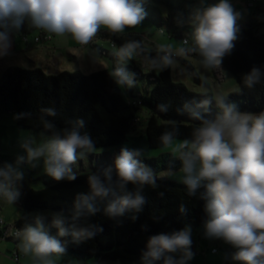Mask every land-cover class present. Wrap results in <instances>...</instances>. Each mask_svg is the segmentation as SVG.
Masks as SVG:
<instances>
[{
	"label": "clouds",
	"instance_id": "obj_1",
	"mask_svg": "<svg viewBox=\"0 0 264 264\" xmlns=\"http://www.w3.org/2000/svg\"><path fill=\"white\" fill-rule=\"evenodd\" d=\"M144 3L145 0H0V57L8 55L11 48L10 32L19 30L25 22L58 36L70 35L77 43L88 45L101 28L116 34L141 25L147 16ZM239 18L231 0H200L187 19L192 28L190 40L184 39L187 46L179 47L175 55L194 54L200 57L204 69L220 68L239 39ZM147 52L139 40L119 46L114 52L117 65L110 73L113 82L128 89L136 86V73L127 67L136 56H143L151 70L164 71L175 62L169 46H161L155 56ZM262 76L264 72L253 67L244 75V86L253 88ZM213 102L220 111L209 118L205 112ZM157 109L166 113L168 106L159 104ZM177 111L198 122L191 138L179 143L175 150L179 155L175 158L181 162V182L187 194H199L204 201L203 238L231 246L234 251L227 258L233 264H264V111L241 112L222 96L186 102ZM41 112L48 138L39 144L26 138L20 144L23 154L16 155L12 162H0V198L9 204L19 200V189L26 179L25 165L36 168L42 162L47 176L57 182H72L77 179L73 166L96 151L91 135L81 131L85 128L83 118L56 132L55 125L47 119L55 117L56 110L45 107ZM28 116L30 113H19L13 118ZM170 123L171 130L160 137L165 146L172 145L179 134L177 123ZM140 156V149L124 146L112 165L92 172L87 177L89 190L77 194L71 215L57 213L51 219L49 227L56 230L55 234L46 228L43 217L17 229L20 252L32 256L36 264H55L53 256L66 254L69 243L94 239L103 227L79 222L101 211L98 200L107 201L102 211L110 219L140 213L146 203L144 187L155 186L158 179ZM167 173L171 176L174 171L169 168ZM129 185L134 189L130 190ZM179 211L184 214L187 209L181 204ZM136 214L130 218L136 220ZM192 243L190 225L171 233L151 235L140 264H189L195 255Z\"/></svg>",
	"mask_w": 264,
	"mask_h": 264
},
{
	"label": "trees",
	"instance_id": "obj_2",
	"mask_svg": "<svg viewBox=\"0 0 264 264\" xmlns=\"http://www.w3.org/2000/svg\"><path fill=\"white\" fill-rule=\"evenodd\" d=\"M252 14L248 21L239 25V39L232 53L225 57L220 68H217L229 72L238 81V90L230 92L225 98L237 105L241 112L264 111V76L251 89L243 83L244 75L253 67H258L264 72V2L254 6ZM29 31L25 22L19 30L10 33H19L25 37ZM39 35H48L50 40L55 34L41 29ZM184 39L187 38L183 36L182 40ZM99 40L108 42L113 51L101 48L97 42ZM129 40L141 41L148 50L147 54L152 56H155L159 49L155 45H146L144 33L132 31L113 34L105 28H101L93 41L84 46L101 56L110 52L114 69L117 65L114 52ZM176 57L174 54V58ZM127 67L129 71L136 73V79L144 78L148 81L142 93H134L133 89L116 85L107 69L89 73L68 70L46 73L40 67H6L0 72V114L30 113L25 119H15L16 124L45 131L41 109L53 107L57 115L47 117L55 125L53 131L61 132L71 126L70 122L83 118L85 128L81 131H87L91 135L97 148L121 145L129 133L137 131L138 123L142 119V135L149 149L164 146L160 137L164 132L171 130L172 121L179 127L176 139H190L198 122L190 120L186 114H179L177 109L182 108L186 102L199 101L206 96L213 98L212 94L196 92L183 83L173 81L171 67L164 71L151 70L143 56L134 57ZM212 70L216 75H220L216 68ZM159 104H166L168 111L160 112L157 109ZM219 111L213 102L205 115L213 118ZM139 112H144L145 117L139 115ZM177 156L161 153L155 157H140L158 176L155 186L146 185L143 189L146 203L142 211L110 219L102 211L107 201L98 200L97 206L101 211L94 216L82 218L79 223H94L102 226L103 232L87 242L69 243L67 252L81 257L92 256L110 263L120 260L122 264H129L140 262L141 253L146 250V242L151 235L171 233L185 225H190L194 231L202 229L206 214L204 201L199 199V194L195 197L189 196L182 182L161 174L169 168L175 170L181 167V162L175 158ZM97 170L80 171L76 173L75 181H55L41 188H33L24 181L20 186L21 195L17 201L20 213L11 225H6L5 222L2 224L0 238L12 240L15 244L13 253L19 255L22 253L18 248L19 241L16 236L6 234L9 229H22L25 225L34 223L37 217H43L46 228L51 234H55L56 230L49 227L51 219L57 213L71 215L77 194L88 192L87 177ZM128 187L130 190L134 189L133 185ZM181 204L187 209L184 214L179 211ZM135 214L138 218L132 220L130 217Z\"/></svg>",
	"mask_w": 264,
	"mask_h": 264
},
{
	"label": "rangeland",
	"instance_id": "obj_3",
	"mask_svg": "<svg viewBox=\"0 0 264 264\" xmlns=\"http://www.w3.org/2000/svg\"><path fill=\"white\" fill-rule=\"evenodd\" d=\"M218 0H207V3H215ZM264 2V0H231L234 9L240 13L238 25H241L253 15L254 6ZM200 0H145L144 7L147 16L141 25L133 28H126L124 32L136 31L144 33L146 36V45L148 46H169L173 53L179 47L187 46L183 44L182 37L185 36L190 40L192 32L191 26L187 23L192 10L197 7ZM185 21L179 24L178 21ZM27 23V22H26ZM26 33L25 40L19 33L14 34V42L18 51L27 52L28 50L45 52V59L36 62L33 66L28 60H35L24 53L23 58L13 61L15 66L22 65L25 68L40 67L46 73H55L59 70L77 71L89 73L99 69L113 71V57L111 53L105 52L104 56L94 54L88 46H81L70 35L58 36L45 40L36 41L39 35L38 28L30 27ZM164 30L161 32L160 29ZM175 33V34H174ZM171 34V36H170ZM42 37V36H41ZM101 48L107 51H113V48L104 40L97 41ZM71 46V47H70ZM174 58L175 62L171 66V78L173 81L185 84L189 89L196 92H210L214 97L227 96L230 92L237 91L238 85L235 77L229 72L216 70L219 76L212 69H204L200 64V57L197 55L178 56ZM23 61V62H22ZM117 63V61H116ZM48 64V65H47ZM47 65V66H46ZM148 81L144 78L136 79V86L132 88L134 93H142L144 86ZM259 113V112H248ZM143 118L144 112H139ZM14 114H0V162H12L16 155L23 154L20 148L21 142L31 137L35 144L42 143L48 138V133L43 130H33L27 127L18 126L13 118ZM144 120L138 123V131L131 132L127 135L126 141L119 146L96 147V151L84 158L78 160L73 166L74 171L80 172L92 169H101L104 166L113 164L115 156L119 153L121 147L127 146L130 149H140V157H155L161 153H172L179 155L176 148L182 139H176L172 145L162 146L157 149H149L145 139L141 136L143 133ZM105 168V167H104ZM26 179L25 182L33 188H41L45 184L53 183L51 177L47 176L43 170V164L36 168L25 165ZM173 175L169 176L167 171L161 174L171 180L181 182L183 173L179 169L173 170ZM19 214V205L9 204L3 198H0V219H4L8 225L12 224L15 216ZM45 226L47 227L46 221ZM2 224H0V228ZM192 239L195 240L196 251L194 258L189 264H220L227 256L231 246L221 240H209L202 236V229L194 231L192 229ZM217 248L218 251L213 253L211 249ZM15 244L12 240L0 238V264H36L32 256H26L20 253L18 259L12 255ZM55 264H122L119 260L116 263H110L99 260L92 256H78L68 253L62 256H53ZM233 263V262H232ZM123 264H128L123 263ZM129 264H140L139 261L130 262Z\"/></svg>",
	"mask_w": 264,
	"mask_h": 264
},
{
	"label": "crops",
	"instance_id": "obj_4",
	"mask_svg": "<svg viewBox=\"0 0 264 264\" xmlns=\"http://www.w3.org/2000/svg\"><path fill=\"white\" fill-rule=\"evenodd\" d=\"M56 37V35H54L53 36V38H55ZM52 38V39H53ZM10 39H11V48L9 49V53H8V55H6V56H3V57H0V72L3 70V69H5L6 67H9V66H15L14 64H12L13 63V61H17L18 59H21V58H23V60H26V59H29L28 58V56H27V58H25L24 57V53L25 54H28L29 56H31L32 58L33 57H36L35 58V60L33 61V60H31V59H29L28 61L29 62H31V64L33 65V66H37L36 65V62H41V61H43L44 59H45V52H42V51H40V50H38V51H35V52H33L32 50H28L27 52H21V53H19L20 51H18L17 50V48H16V45H15V42H14V34L12 35L11 33H10ZM50 41V40H49ZM71 47V46H70ZM92 51V50H91ZM93 52V51H92ZM94 54H97V53H95V52H93ZM99 55V54H98ZM27 61V60H26ZM23 62V61H22ZM48 65V64H47ZM46 65V66H47ZM18 66V65H17ZM19 66H21L22 67V65H19ZM238 84V83H237ZM143 130H144V127H143ZM142 130V131H143ZM137 131H138V129H137ZM136 131V132H137ZM143 138H144V136L143 135H141ZM145 139V138H144ZM146 142V141H145ZM19 213H20V207H19ZM19 215V214H18ZM18 215L17 216H15V218L13 219V221H12V223L15 221V219L18 217ZM4 220V219H3ZM5 222V221H4ZM6 225H7V223H5ZM192 241H193V243H192V251L194 252V253H197V251H196V245H195V240H193L192 239ZM213 248V247H212ZM223 262V261H222ZM222 262L220 263V264H222ZM115 263V262H114Z\"/></svg>",
	"mask_w": 264,
	"mask_h": 264
},
{
	"label": "built area",
	"instance_id": "obj_5",
	"mask_svg": "<svg viewBox=\"0 0 264 264\" xmlns=\"http://www.w3.org/2000/svg\"><path fill=\"white\" fill-rule=\"evenodd\" d=\"M23 38H24L25 40L27 39L26 36L23 37ZM49 38H50V36H48V35H44V36H42V37H41V36H36V37H35V40H36V41H40V39L48 40ZM81 46H84V45H81ZM3 223H4L3 219H0V224H3ZM16 230H17V229H9L8 232H7L6 234H9V235H12V236H16V235H15ZM217 251H218L217 248H212V252L216 253ZM233 251H234V249L231 247L230 250L228 251V254H230V253L233 252ZM228 254H227L226 258L224 259V261L222 262V264H233L232 261H231L230 259L227 258V257H228ZM13 255H14V258L18 259V256H19V255H18L16 252H14Z\"/></svg>",
	"mask_w": 264,
	"mask_h": 264
},
{
	"label": "water",
	"instance_id": "obj_6",
	"mask_svg": "<svg viewBox=\"0 0 264 264\" xmlns=\"http://www.w3.org/2000/svg\"><path fill=\"white\" fill-rule=\"evenodd\" d=\"M237 81V80H236ZM237 83H238V81H237Z\"/></svg>",
	"mask_w": 264,
	"mask_h": 264
}]
</instances>
